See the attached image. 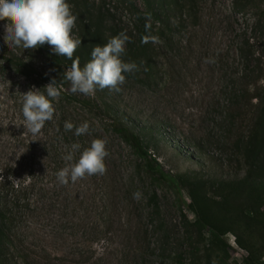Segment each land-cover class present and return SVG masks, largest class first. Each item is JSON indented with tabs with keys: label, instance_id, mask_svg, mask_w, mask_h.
<instances>
[{
	"label": "rangeland",
	"instance_id": "1",
	"mask_svg": "<svg viewBox=\"0 0 264 264\" xmlns=\"http://www.w3.org/2000/svg\"><path fill=\"white\" fill-rule=\"evenodd\" d=\"M151 1L68 0L75 37L86 23L107 41L123 32L121 58L137 66L119 91L91 95L71 91L69 66L59 72L38 48H11L10 21L0 20V264H187L181 215L193 213L179 203L189 202L186 188L172 180L243 175L239 144L254 121V96L264 92V0ZM139 41L142 55L130 57ZM9 53L34 73L7 62ZM52 80L61 88L54 117L33 134L23 93ZM65 121H87L89 132L65 131ZM120 124L140 135L161 176L115 131ZM96 138L107 141L106 172L61 184L57 172ZM73 143L82 147L67 161ZM226 239L223 259L240 260L245 252L232 234Z\"/></svg>",
	"mask_w": 264,
	"mask_h": 264
},
{
	"label": "trees",
	"instance_id": "2",
	"mask_svg": "<svg viewBox=\"0 0 264 264\" xmlns=\"http://www.w3.org/2000/svg\"><path fill=\"white\" fill-rule=\"evenodd\" d=\"M152 4L151 0H145ZM154 14V12H153ZM155 16V15H154ZM82 44L73 54L83 67L97 43L106 44L102 32L91 25H83ZM135 50L127 52L130 57L142 55V42ZM38 49L48 59V63L59 72L63 66L71 67L73 60L57 56L47 44ZM4 59L12 63L23 74H32L30 64L13 53ZM257 110L248 135L239 144V155L245 165L239 178H210L199 173L183 174L172 180L177 188H186L189 202L180 196L179 203L193 213L190 220L182 214V226L188 242L187 264H264V92L254 96ZM115 131L144 159L146 168L158 176L163 173L155 159L147 160L143 140L123 124L114 127ZM163 177V176H162ZM4 217L0 211V243L6 238ZM207 235L205 236V233ZM232 234L245 253L240 260L227 262L222 253L230 249L226 239Z\"/></svg>",
	"mask_w": 264,
	"mask_h": 264
},
{
	"label": "clouds",
	"instance_id": "3",
	"mask_svg": "<svg viewBox=\"0 0 264 264\" xmlns=\"http://www.w3.org/2000/svg\"><path fill=\"white\" fill-rule=\"evenodd\" d=\"M76 19L68 0H0V20L10 21L4 39L11 48L36 49L47 44L55 55L73 60L74 52L82 44L81 38L73 35ZM127 41L128 37L122 32L111 37L106 44L94 47L91 59L83 67L78 58L73 60L64 74L71 91L83 95H91L97 88L119 91V85L125 82L124 73L137 67L121 58ZM60 96L61 88L56 80L43 88H32L23 93L22 115L31 133L38 134L45 123L53 119L55 103ZM74 127V135L81 136L89 132L90 126L87 121L79 126L65 121V131H72ZM106 145L103 138L92 140L75 163L57 172L59 182L66 184L85 176L103 175L106 172L105 158L109 155ZM81 147L79 143H73L64 159L72 161L73 153Z\"/></svg>",
	"mask_w": 264,
	"mask_h": 264
}]
</instances>
